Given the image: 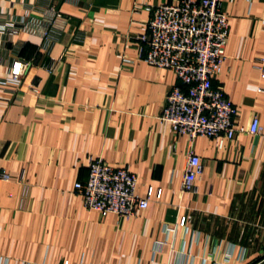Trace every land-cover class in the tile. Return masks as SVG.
<instances>
[{
	"label": "crops",
	"instance_id": "1",
	"mask_svg": "<svg viewBox=\"0 0 264 264\" xmlns=\"http://www.w3.org/2000/svg\"><path fill=\"white\" fill-rule=\"evenodd\" d=\"M178 0H0V22L52 7L65 25L47 53L28 35L0 36V264H250L264 259V0H221L228 37L212 79L246 128L232 140L175 135L159 120L178 84L143 61L153 9ZM143 49V52L141 50ZM202 174L181 191L188 155ZM101 159L160 198L128 219L102 217L74 191ZM5 174L7 179H1ZM163 243L153 254L155 245ZM264 264V262H263Z\"/></svg>",
	"mask_w": 264,
	"mask_h": 264
},
{
	"label": "built area",
	"instance_id": "2",
	"mask_svg": "<svg viewBox=\"0 0 264 264\" xmlns=\"http://www.w3.org/2000/svg\"><path fill=\"white\" fill-rule=\"evenodd\" d=\"M221 0H178L162 3L152 12L146 33L140 41L145 46L143 61L156 69L171 70L178 84L166 97L159 120L167 123L175 135L196 138L232 140L237 134L259 135L262 131L257 116L246 128L239 126L238 111L224 93L213 88L212 79L222 70L228 37V17L222 12ZM65 25L62 15L52 7L45 8L40 17L28 12L14 19L0 22V36L6 38L24 34L42 41L47 53L61 36ZM143 52V49L141 50ZM264 63V55L256 59ZM26 63L14 62L9 75L0 79V88L16 90L22 81ZM254 69L262 72V66ZM202 174L200 159L190 153L185 165L181 191L191 192ZM1 179H7L5 174ZM138 179L126 167H113L101 159L88 165L85 183L76 182L74 191L81 197L86 209L102 217L115 215L128 219L137 211L145 210L153 199L149 189L145 197L136 194ZM160 191L154 196L160 198ZM164 244L155 245L153 254ZM264 259L255 264H263Z\"/></svg>",
	"mask_w": 264,
	"mask_h": 264
},
{
	"label": "trees",
	"instance_id": "3",
	"mask_svg": "<svg viewBox=\"0 0 264 264\" xmlns=\"http://www.w3.org/2000/svg\"><path fill=\"white\" fill-rule=\"evenodd\" d=\"M258 261H260V260H254V261H252L250 264H255V263H257Z\"/></svg>",
	"mask_w": 264,
	"mask_h": 264
}]
</instances>
